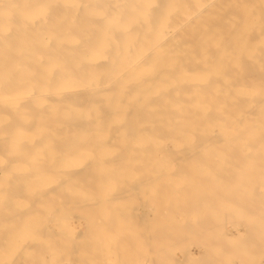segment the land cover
<instances>
[{"label": "bare ground", "instance_id": "obj_1", "mask_svg": "<svg viewBox=\"0 0 264 264\" xmlns=\"http://www.w3.org/2000/svg\"><path fill=\"white\" fill-rule=\"evenodd\" d=\"M32 6L34 7V4ZM25 12L28 15L33 14L30 10ZM180 22L182 24L179 28L174 29L156 47L148 49L150 51L145 56L130 63L131 65L118 68L114 75L107 74L108 81H103L104 83L102 80L106 77H100L102 83L99 86L80 87L77 83V86L69 91L26 93L24 96L21 95L25 99V102L22 101L24 104L19 105L18 99L16 104L19 106L13 107L17 110L15 111L17 115L14 110L13 114H10L6 107L8 103L13 104L17 99L12 100L8 97L11 100L3 98L2 101L0 98V104H6L3 107H6L7 113L0 105L1 111L10 118L11 115L18 116L16 121L12 118L14 122L0 120V151L12 153L8 154V159H11L8 161L3 155L6 152L3 154L0 152V159L3 157L4 161L6 159L10 162L4 163L0 160L3 162H0L1 165L6 164L0 168V209L4 211L2 215L5 213L9 215V220L5 215L9 226L0 229V256L11 249L22 248V254L14 249L11 256L18 258L25 255L24 258L27 259L13 260V257H9L13 260L10 264H61L62 260L52 258L60 257L66 247L70 248L68 245L70 243L64 245L65 241H62V229L65 227L63 212L66 208V211L73 210V214H77L74 223L81 230L84 227L83 223H88L89 230L91 229L89 232L87 227L88 233H93L92 235H95L96 231L101 233L97 236H100L99 242L97 241L99 244L95 239L97 245L89 243V246L106 250L104 259L101 261L91 259L90 264H111L112 261L107 257L111 256L113 247L118 250L117 243L120 241L117 242L118 239L113 238L115 243L112 240L113 243H109V235L118 237L119 233L122 234L119 238L126 237L122 232L125 233L128 228L126 231L122 229L121 233L120 229L124 223L129 224L134 217L133 214L135 216L137 214L141 221L140 230L137 222L134 225L137 227L135 230L139 231L136 232L145 233L148 241L147 245H140V253L146 255L145 257L142 254L146 259L139 264L145 262V264H222L224 261L221 259L230 254L228 252L230 248L234 254L235 250L237 252L239 249L241 255L239 252L236 253L237 257L243 255L238 264L264 262L260 263L261 259L258 262L256 258L258 256L254 253L257 247L264 249L262 225L264 217L263 222L260 220L261 215L264 216V206L261 204L264 202V0L207 1L202 8L194 6L192 16L190 18L183 16ZM223 27L225 30L221 29ZM220 29L222 31H219ZM259 39L261 41H258ZM145 42L147 44V41ZM119 48L120 46L118 50ZM228 65L231 68L235 66L234 70L229 68L230 74L229 71L228 73L225 71V66ZM247 65L252 67L247 68L252 74L258 73L253 75V79H249L250 82L246 81L251 83L250 85L247 83L248 87L244 85L242 76L235 75L236 71H239V75L243 74V71L247 70ZM247 75L245 79H248ZM75 76L77 78L76 74ZM244 87L249 89L242 90ZM16 97L18 96L14 99ZM17 119L24 123L16 125ZM98 138H102L106 146L104 144L102 147L103 142ZM7 142L13 143L9 145L12 150L6 148ZM98 144L100 146H97ZM177 158L181 159L179 164ZM173 193L185 199L184 205L187 201L188 207L186 205L185 212L183 208L181 209L184 206L180 205V209L177 208L179 203L177 199V202L175 201ZM245 200L249 202L246 206ZM48 202L56 203V207L47 210L55 215L52 218L53 232L48 230L47 215L42 216L41 213L45 211L44 205ZM168 202L172 204V209H178L175 213L170 209ZM79 204L84 205V207L80 205L84 211L89 209V212H86L92 214H95V210L93 212L92 209L98 207L100 209L96 211L104 210L106 217L98 219L101 215L96 212L98 216L93 217L97 221L94 219L89 221L92 214L90 218H87V213L86 216L79 215L81 210L76 207ZM230 204L233 205L232 208ZM226 205L228 209L225 208ZM166 206L170 207L169 211L163 210L167 208ZM149 207L153 208L152 211ZM231 209L234 212L243 209L246 217L248 212L249 216L258 213L260 218L248 217L249 225L245 224V228L247 226L248 229L247 240L238 232L239 225L234 227V230L231 229L234 231L233 236L229 231L232 238L227 234L224 236V230L228 229L222 228L223 225L221 228L212 226L233 223L236 217L232 219L233 221L229 218V214L233 212ZM225 210L227 211L224 212ZM252 210L257 212L253 214ZM113 212L123 214L121 216L117 213V226L112 223L113 221L115 223L116 219L111 216ZM212 213L217 217L216 221L224 219V222L219 224L211 221L209 216ZM216 213H220L218 216L222 218L218 219ZM174 214H177L179 219H176ZM119 215L122 218L125 215L122 222L118 220ZM69 217L73 216L69 213ZM236 220L235 224L240 219L237 222ZM72 229L69 228L70 231ZM88 233L87 235L91 237L92 235ZM103 234L107 236L106 240H103ZM84 236L83 234V237L77 238L82 239ZM143 236L144 234L140 237L141 241ZM193 239L196 241L195 244L192 243ZM19 240L27 244H17ZM250 240L252 243L248 242ZM182 242L187 243V248H182ZM121 244L119 245L122 248ZM63 245L65 247L61 253ZM134 245L137 244L132 246L135 247ZM75 246L71 245L72 248ZM78 246L79 249L83 246L84 250L91 248L83 242ZM46 248L54 252V256L46 250L44 252ZM67 248L69 253L73 251L72 248L71 252ZM121 248L119 251L122 253L127 247ZM87 250L85 252L90 254ZM45 254L49 256H44ZM89 254L88 260L86 259L88 262ZM118 254L114 253L117 264L122 258H118ZM168 255L170 257L167 258ZM31 257L35 259L28 260ZM63 258L66 260V257ZM72 258L74 259L66 261L67 264H85L83 259L78 260L76 256ZM125 258V262L128 261ZM123 262L122 260L121 263Z\"/></svg>", "mask_w": 264, "mask_h": 264}, {"label": "rangeland", "instance_id": "obj_2", "mask_svg": "<svg viewBox=\"0 0 264 264\" xmlns=\"http://www.w3.org/2000/svg\"><path fill=\"white\" fill-rule=\"evenodd\" d=\"M4 1H7V2H4ZM94 1H95V3H94ZM99 1H104V2H99ZM99 1L98 2H96V0H1L0 1V95H1L0 98H2V101H3V98H5V100H7V99L11 100V98H12V100H16L17 99L16 102L13 103V104H16L18 99H19L18 103H19V105H22V103H23L22 101L24 100V102H25V99L21 95L24 96L26 93H32L34 91L35 92H39V93L40 92L41 93L48 92L50 90H59V91L60 90H63V91L64 90L65 91L68 90L69 91L70 89H74L75 85L77 86V83H78V86H80V87L81 86H83V87L84 86L85 87L88 86L89 87V86H92V85L99 86V84L102 83L103 81L104 82L108 81L107 80L108 79L107 76L109 74L110 75L116 74V72H118V68L120 69L122 67H125L126 65H129L130 63H134V61H136L137 59L142 58L151 49H153L158 44H160L161 40L166 38V36L168 34L172 33V31L174 29L179 28V26L182 24L180 21L183 18V16H185V18H190L192 16L194 6L196 8H202L207 1H211V0H183V1L182 0H178V1L177 0H163V2H162V0H152V1L151 0H99ZM127 1H129V2H127ZM33 4H34V7L32 6ZM104 4H106V5H104ZM182 4H183V6H182ZM35 6H37V7H35ZM41 7H42V11H41ZM106 7H108V8H106ZM163 7H164V10H163ZM59 8H60V10H59ZM159 8H160L161 11H159ZM165 8H166V10H165ZM29 10L33 11L32 15H28V13L25 12V11L28 12ZM105 10H106V13H105ZM137 10L139 11V13H138ZM180 10H183V11H180ZM19 12H21V13H19ZM38 13H39V15H37ZM70 13H72V14H70ZM105 14H107V15H105ZM156 16H158V17H156ZM108 18H110V19H108ZM129 19L132 20V21H130ZM176 19H177L178 22H176ZM73 22H74V24H73ZM152 22L153 23L155 22L154 23L155 25ZM113 23H115V24H113ZM119 25L120 26L123 25L124 28L120 27ZM137 25H138V27H137ZM152 25L155 26L156 28H159V29H156ZM115 26H116V28H115ZM94 29H95V31H94ZM221 29L225 30L224 27L221 28ZM221 29L219 31H222ZM115 31H117V32H115ZM118 31H119V33H118ZM103 32H104V34H103ZM65 36H67V37H65ZM116 36H118V37L120 36V38H118ZM69 38L72 39V40H70ZM117 40L119 41V43H118ZM123 40L125 41V43H124ZM149 40H151V41H149ZM145 41H147L148 45L146 44ZM258 41H261V40L259 39ZM126 42H128V43L126 44ZM141 42H143V43H141ZM76 43H78V44H76ZM122 45H124V46H122ZM118 46H120L119 50H118ZM149 46H150V48H149ZM87 47H88V49H87ZM83 48H85V49H83ZM122 48L124 49V51H123ZM148 49H150V50H148ZM85 50H87V51H85ZM112 50H113V52H112ZM124 52H125V54H123ZM81 53H83V54L81 55ZM116 60H118V61H116ZM47 64L49 66H47ZM112 64H113V66H111ZM228 64H229V62H228ZM226 65H227V61H226ZM110 66H111V68H110ZM114 66H115V69H114ZM225 67H226V69L228 68L227 70L224 68L227 73L229 71V68H230V70H234L235 69V68H233L235 66H232V68L229 67V65L225 66ZM255 67L258 68L257 66H255ZM247 68H252V67L247 65L246 69ZM225 71H224V73H225ZM246 71H248V69L243 71L244 75L242 73H241L242 75L241 74L239 75V73H238L239 71H236L237 73H235V75L237 74L238 76H242L241 78L244 79V82H243L244 85L246 84L247 86L246 85L245 86L248 87L251 83L249 84L246 81L250 82L249 79H253V75H256L258 73L255 74V72H253L254 74H252V72L249 70L248 71V75H247ZM75 74L77 75L78 79L76 78ZM229 74H230V71H229ZM245 75H247L248 79H245L246 78ZM100 77H104V78L106 77V78L105 79L103 78L104 80L101 79L102 82H100V80H99ZM53 81H54L55 84L53 83ZM62 81L65 82V83H63ZM71 82H72V84H71ZM51 83H52V85H51ZM80 83H81V85H80ZM63 84H64V86H63ZM65 84L67 86H65ZM49 85H51V86H49ZM56 86L59 87V88L57 89ZM246 87L242 88V90H246L247 91V89H249V88H246ZM14 92H15V94H14ZM15 96H18L19 98L16 97L14 99ZM8 97H11V98L9 99ZM95 97H99V96L95 95ZM0 102H1V100H0ZM11 104L8 103L6 107L9 110L8 112H11L10 114H13L12 111L13 110H14V112L17 111L14 108L15 107L17 108L19 105L16 104L17 105L16 106V105L12 104L13 105L12 106ZM0 105L3 107L6 104H4V105L0 104ZM6 107H3L1 109L4 110V112L7 113V111L5 110ZM1 109H0V111H1ZM0 113H1L0 120L4 121L6 119L5 122L6 121L7 122L13 121V119H15V121H16V118L18 117V116L14 117L13 115H11L12 118H13L12 119V118H10V116H7L2 111ZM15 114L17 115V112H15ZM17 120L20 121V122H18V121L15 122L16 125L24 123L20 119H17ZM11 124H13V123H11ZM98 139H100V142H101L102 138H98ZM23 142H25V141H23ZM23 142H22V144H23ZM102 142H103V140H102ZM11 143L12 142H10V143L7 142V144H6L7 145L6 148H8L9 150H12V149L9 148V145H13V143L12 144ZM101 144H103V145H101L103 147L105 143L103 142ZM66 146H68V145H66ZM97 146H100V145L98 144ZM105 146H106V144H105ZM4 148H5V146H4ZM5 152L2 151L1 154L5 153V154H3V155H5L4 157H6V159L8 161L11 160V159H8V157H7V156L12 154L11 151L7 152L5 150ZM9 153H11V154H9ZM53 154H55V152H53ZM180 157H181V155H180ZM6 159L4 161L3 157H2L0 160H3V162L6 163V161H7ZM181 159H182V157H181ZM181 159L177 158L178 164L181 162ZM3 162H1V163H3ZM8 163H10V162H8ZM2 165H4V164H2ZM2 165L0 166V168L3 167ZM195 195H197V194H195ZM173 197L175 198V201L177 199L178 202L177 201L176 202L179 203L178 204L179 206L177 204H175L176 206H178L177 208L180 209L179 207L184 206V207H181V209L183 208L184 209L183 212H185V210H187V207H188L187 201H186V204L184 205L183 201L185 202V199H182L183 197L182 198L180 196L177 197V194H175V193H173ZM178 198H179V200H178ZM194 198H196V197H194ZM197 199H198V197H197ZM197 199H195L196 203H198ZM175 201H174V203H175ZM169 202H170V200H169ZM169 202H168V204L171 203V202L170 203ZM193 203H195V202H193ZM193 203H192V205L195 206V204H193ZM200 203H203V201H200ZM248 203H249L248 200H245L244 206H246ZM55 204L56 203H53V202L46 203L44 205L45 211H47V210H49V209H51L53 207H56ZM261 204L264 206V202L263 201L261 202ZM80 205L81 204L76 206L79 210H81V211H79V215L83 214V215L86 216L88 214L87 218H90L92 212L87 213V212H89V209L84 211V209H82L84 207V205H81L83 207H81ZM111 205L113 206L114 204H111ZM186 205H187V207H186ZM230 205H228V206H230L232 208L233 205L232 204H230ZM171 206H172V204H170V207ZM240 206L243 207V204L240 203ZM80 207H81V209H80ZM95 207H97V206H95ZM166 207L167 208H165L163 210H166V209L168 210V208H170L168 206H166ZM173 207H174V205H173ZM177 208H175V210H174V208L172 209V207H171L170 209L172 210V212L175 213V211L178 210ZM225 208L228 209L227 205L225 206ZM66 209L63 212V214H64V216H63L64 217L63 218L64 219V223L63 224L65 225V227H63V229H62V233H63L62 234V241H65V243L63 242L64 245H67L68 243H70V244H68L70 246V248L66 247L67 249H70V252L72 251L71 250V248H72L71 245L73 244V247L75 245L76 246H75V248H72L73 251L71 253H69L68 252L69 250L67 251L66 248L64 249L65 246L63 245V247L60 249V252L63 253L64 250H65V252L63 254H61L60 257L56 256V257H53L52 259L56 258L55 260H59V261L62 260L61 264H67L66 261H68L70 258L74 259V258H72V256L73 257H75V256L78 257V260H80V259L82 260L83 259V262L85 264H86V262H87V264H90L91 259H92V261L93 260H95V261H99L100 260L101 261L102 258L104 259L103 255L105 254L106 250H104L103 248L100 249L99 247H95L96 249L94 247H91V245H93V244L97 245V243L99 242L98 240L100 238V236L99 237H97V236L99 234H101V233L100 232L98 233L97 231L95 232V235H92L93 233L92 234L88 233L86 231L87 227L89 225L88 223H86V224L83 223L84 227H83V230H81L77 226V224L74 223L77 214L76 215H75V213L73 214V210L70 212L69 209L67 211H66ZM99 209H98V207L96 209H92V211L95 210V214L94 213H93L94 215L92 214V218L88 219L89 221L93 220V219L95 221H97V219H95L94 217L98 214V212H99L98 215H101V217H99L97 215L98 219L106 217L104 210L101 209L102 212H100L101 210L98 211V212L96 211V210H99ZM149 209H150V207H149ZM152 209H150V211H152ZM45 211L41 212L42 216H44V215L46 216L47 215L46 218L49 221V222H47L48 223L47 225L49 227L48 230L53 232L52 228L54 227V224H53L54 220L52 218H54L55 215L50 214L49 213L50 211H47V212H45ZM226 211L227 210H225L224 212H226ZM232 211L233 212L232 213L230 212L231 214H229V218L232 220V219H234L236 217L237 220L240 219L239 222H237V220L235 219L236 222H237L236 224L234 223L235 220L234 221L232 220L234 224L230 220L231 223H225V225H224V224H221V222H224V219H221V220L219 219V218H222V217H219L221 214L220 213H218V214L216 213L217 215L215 214L216 216L219 215L218 216L219 220L216 221L215 218H217V217L213 216L214 213H212L211 216H209V218L211 217L210 220L213 221V222L215 221L216 223L219 222V224H221V225L214 224L212 226L213 227L220 226V228H221L222 225H223L222 228L225 227L226 229H228V230H224V232H225V234L223 233L224 236L226 234L230 236L231 233H232V236H233L234 231L232 232L231 229H233L234 227H238V225H239L240 227H238V229H240V231L238 230V232L241 233V236L246 239V236H248L247 235L248 234L247 233L248 229H247V226L245 228V224L249 225L248 224L249 220H250L249 218L252 216V214H250V216H249V212L246 211V212H248L247 217H246L245 211L243 209H242V211L240 209L238 210L239 212L241 211V213H239L238 211H237L238 213L234 212V210H232ZM252 211H250V213L255 214V212H257L256 210L255 211L252 210ZM67 212H68V214H67ZM83 212H85V213H83ZM96 212H97V214H96ZM258 212H260V210ZM0 213H1L0 215L2 216V217H0V220H1L0 224L4 223L6 225V226L4 224H3V226L0 225V229H4V228L6 229L7 226H9L8 225L9 222L6 220L7 217H5V215H7V213H5V215H2L4 213L3 210H1ZM69 213H70V215H72L73 217L75 216V217L74 218L73 217H69ZM117 213H119V212H117ZM117 213L113 212L111 214V216H113V218H116L118 216ZM263 213H264V210H263ZM115 214H116V216H115ZM119 214H121V216L123 215L122 213H119ZM257 214L258 213H256V215H253L252 217L255 218L257 216V219L260 218L259 215H257ZM102 215H104V216H102ZM133 215H134V217L132 218V220H131V218L128 220V221L131 220L130 222H132L133 224L130 223V222H129V224L124 223V224H126L125 226H128V227L125 228V226L123 224V226H122L123 228L120 229L121 230L120 233H121L122 229H124L123 231H126L125 229L128 228L127 229L128 232L127 231L125 232L126 234L124 232H122L123 235H126V237L123 236L122 238H119V237L122 236V234H119V233L118 234L116 233L118 237H116V235H112V234L109 235V237H110L108 239L110 241L109 243H111L112 241L115 243V240L118 239L117 242L118 241H120V242H118V243L116 242L117 245H118L117 248L118 247L121 248V246L119 245L120 243H122L123 245H126V246H123L121 244L122 245L121 249H123V247L124 248L127 247L126 249L122 250V253H121V251H119V248H118V250L116 249V247H113L111 249V251H112L111 256L107 257L108 260L110 259V261H112L111 264H117V261H115V255H114L115 252H116V254L119 253L118 254L119 256L123 255L124 253L126 254L127 257L125 256V254L123 255L124 257L123 256H120V257L117 256L118 258L122 257L120 260L124 261L123 264H126L127 262H128L127 264H129L130 262H131L130 264H134V263L137 264V262L139 264L140 262H142L143 259H146L145 258L146 255H144L142 253L145 256L144 257L140 253V249H141L140 245L141 244L147 245V242H148L147 238H146L147 235L145 233H141L140 232V234H139V233L136 232V231H138V230H135V229H137V227L140 230L139 226H140L141 221L138 218L137 214H136V216H135V214H133ZM230 215H232L233 217L230 216ZM7 216H8V220H9V215H7ZM66 216H67V218H66ZM121 216L119 215L120 219H118V220H120V222H122L121 220H123L125 218V215H124L123 218ZM174 217L176 219H179V218H177L178 217L177 214H174ZM191 217L193 218L194 216L191 215ZM252 217H251V219H252ZM262 217H264V216L261 215L260 220L262 219ZM4 218H5L6 221L4 220ZM117 218L114 219L115 223L112 220L113 221L112 223L115 224V225H116V222H118V221H116ZM70 219H73V220L71 221ZM104 219H106V218H104ZM133 219H134V221H133ZM243 219L246 220V223H244L245 220L243 221ZM260 220L258 222H260ZM70 222H72V223H70ZM102 222L105 223L103 220H102ZM136 222H137V227L134 226V225H136ZM262 222H263V219H262ZM72 224H74V225H72ZM231 224H232V226H231ZM242 224L244 226H242ZM115 225H113V226H115ZM262 225L264 226V222L262 223ZM262 225H261V228H262ZM133 226H134V228H131ZM259 226H260V224H259ZM259 226H257V228ZM69 228L70 229L73 228V229L70 231ZM89 228H90V226L88 227V230H89ZM261 228H260V230H263ZM90 230H89V232H91ZM214 230H216V229L214 228ZM217 230H219V229H217ZM222 231H223V229H222ZM222 231H219V232L222 233ZM229 231H231V233H229ZM87 233L91 234L92 236L90 237V235H87ZM96 233H97V235H96ZM70 234H72V235H70ZM83 234L85 236L87 235L86 236L87 238H85V236L82 239L77 238V237H80V236L83 237ZM113 234H115V231H113ZM131 234H133V235L136 234V235L130 236ZM141 234L142 235L144 234V236H143L144 238H142V241L140 240V237L142 236ZM104 235L105 234H103V240H106L107 236H104ZM111 235H112V237H111ZM137 235L139 236L138 237L139 239L137 238ZM68 236H70V238ZM74 236H76V237H74ZM95 236H96V238H94ZM127 236L130 237V238L128 239ZM135 236H136V238H133ZM71 238H74V239H71ZM88 238H92V239H88ZM131 238H132V240L130 241ZM183 238L187 239L186 237H183ZM69 239H71L72 241L74 240L75 243L72 242ZM84 239H86V240L84 241ZM95 239H96V242L98 241L97 243L95 242ZM124 240L126 241L125 244H124ZM127 240H128V242H127ZM139 240H140V242H139ZM19 241H20V243H18ZM19 241H17V244H22L23 243L21 240H19ZM66 241H69V242H66ZM193 241H192V243L195 244L196 241L194 239H193ZM81 242H83L86 246L88 245V247H91L92 249L90 248L88 250L87 249L84 250L83 246H82L83 247L82 250H81L82 247L79 249L78 245L81 244ZM106 242H108V241H106ZM131 242H132V244H131ZM143 242H145V243H143ZM149 242H151V241H149ZM248 242L252 243L251 240L248 241ZM89 243L91 244L90 246H89ZM135 243L137 245H134L135 247H133L132 245L135 244ZM258 243L259 242H257V244ZM23 244H27V242H24ZM181 246H182V248L183 247L187 248L186 246H188V245H187L186 242H182ZM76 247H78V249ZM88 247H86V248H88ZM98 248H99V250H98ZM128 248H129V250H128ZM14 249H11L10 251L4 252L5 254L4 253L1 254V256H0V264H4L6 261L7 262L5 264H8V262L10 264L11 263L10 261H13L14 258L15 259H19V258H24L25 257V255H23L22 257H18V258H16V256H14V255L11 256L13 250L16 251V252H19V254L23 253V252H21L22 248H14ZM62 249H64V250H62ZM102 249H103V251H102ZM130 249L132 251H130ZM230 249H228V252L230 254L226 255L229 258L226 257V258H223L221 260L224 261L223 263H225V264H231L232 262H235L236 264H238L240 259L243 258V255L237 257L236 253L239 252V249H238L237 252L235 250V254H234L233 249L232 248H230ZM45 250H46L47 253H51L54 256V252H51V250H48V248L44 249V252H45ZM79 250H80V252H79ZM86 250L90 251V254H89V252L88 253L85 252ZM91 250H92V252H91ZM113 250H115V251H113ZM125 250L127 252H123ZM249 250L251 251V249H249ZM249 250H248V252H249ZM262 251H263V254H262ZM83 252H84V254H83ZM228 252H227V254H228ZM101 253H102V256H101ZM231 253H233V254H231ZM254 253H255L256 256H258V257H256L258 262H259L260 259H261L260 263L264 261V249H261V248L258 249V247H257V250ZM51 254H50V256H51ZM65 254L69 255V257H67V255L65 256ZM76 254H80V256L76 255ZM82 254H83V258L81 257ZM87 254H89V262L87 261L88 260ZM47 255L49 256V254H45L44 256H47ZM131 255H132V257H131ZM137 255H138V257H136ZM232 255H234L235 257L232 256ZM239 255H241L240 252H239ZM247 255H248L247 259H249L248 257L250 256V254L248 253ZM63 256L66 257V260H64L65 258H63ZM9 257H13V260H12V258L10 259ZM97 257H99L98 260L96 259ZM168 257H170V255H168L167 258ZM7 258L10 259V260H8ZM45 258L46 259H50L49 257H45ZM124 258L126 260H128V261L125 262ZM137 258H138V260H137ZM24 259H26V258H24ZM29 259L32 260V259H35V258L31 257V258H28V260ZM131 259H133V260H131ZM3 260H6V261H3ZM108 260H106V261H108ZM163 260H165V257H164ZM114 261L116 263H114ZM121 261H119V264L121 263ZM132 261L134 263H132ZM23 264H27V263H23ZM31 264H35V263H31ZM49 264H53V263H49ZM54 264H59V263H54ZM256 264H258L257 261H256ZM261 264H264V262L261 263Z\"/></svg>", "mask_w": 264, "mask_h": 264}]
</instances>
